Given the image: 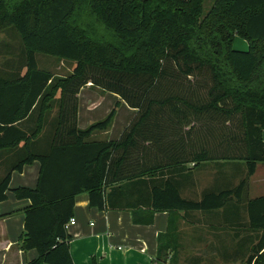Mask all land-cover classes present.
<instances>
[{
	"label": "trees",
	"instance_id": "obj_1",
	"mask_svg": "<svg viewBox=\"0 0 264 264\" xmlns=\"http://www.w3.org/2000/svg\"><path fill=\"white\" fill-rule=\"evenodd\" d=\"M204 1L0 0V32L13 27L23 43L22 64L0 75V156L7 169L0 203L13 171L35 160L41 165L36 187L14 189L31 201L20 241L39 257L28 264H74L66 224L76 195L88 192L90 205L101 210L115 207L125 201L127 181L137 190L134 206L145 207L146 223L155 212L245 205L257 240L244 242L250 244L244 264H264V195L247 199L249 179L264 162V0H215L207 14ZM237 35L248 50L233 47ZM38 53L76 65L70 75L56 76L39 68ZM89 82L138 109L120 139H91L110 128L115 109L78 127L77 95ZM59 91L55 137L48 149L38 148L45 112ZM35 108L38 120L27 132L18 123ZM215 123L228 130L227 142H211ZM221 160L245 161L237 185L200 200L181 195L178 170ZM111 184L119 185L107 192ZM173 229L170 223L167 236ZM159 237L165 258L173 242Z\"/></svg>",
	"mask_w": 264,
	"mask_h": 264
},
{
	"label": "crops",
	"instance_id": "obj_2",
	"mask_svg": "<svg viewBox=\"0 0 264 264\" xmlns=\"http://www.w3.org/2000/svg\"><path fill=\"white\" fill-rule=\"evenodd\" d=\"M63 65H65L64 60H61L54 70L48 71L56 76L65 77L61 72ZM72 65L73 68H67L71 73L75 67L74 63ZM25 72L26 67H22V75ZM60 96L61 91L56 94L54 103L50 104L45 112L44 128L35 143L38 148L48 149L55 137L54 127L59 114L58 99ZM77 97V119L78 127L81 129L104 119L112 111L114 102L122 103L123 113L126 116H123L119 122L120 113L118 112L115 114L110 128L94 132L91 139H120L123 132L138 115V109L130 107L118 94L102 91L93 86L92 82L83 86ZM38 117L39 109L35 108L27 118L18 124L28 132L35 127ZM184 128L185 130L190 129L191 125ZM23 143L21 142L19 146L21 147ZM4 157V154L0 156V178L7 171ZM235 162L232 164L229 161L226 169L230 172L228 175L226 174V177L225 171H222L218 176L217 180L222 183L218 184L217 189H215L214 173L216 162L207 161L197 167H193V162L186 163L184 168L175 173V180L181 195L187 199L200 200L205 192L219 191L237 185L242 179L241 177L246 175V163L240 160L241 168L236 170ZM259 163L253 175L261 167ZM40 167V161L35 160L33 163L25 165L21 172L16 170L12 172L7 198L0 203V211L3 215L0 218V264H28L39 257V252L35 248L22 249L20 237L25 231V212L31 201L26 198H17L14 189L19 186L36 187ZM262 167L264 169V164ZM231 172L233 180L237 181L234 185H231ZM161 177L166 178L167 175ZM224 182L227 186L224 185ZM127 184L128 181L124 188L125 201H115V207L107 205L103 210L90 205L88 192L76 195L72 217L75 223L68 222L67 226L71 236L70 253L74 264H168L172 259L176 264L187 262H189L187 264H194V262L214 264L215 255L223 264H244L250 246L249 241L245 245L246 240H257L256 232H251L248 227L249 218L245 205L229 202L228 205L215 210H182L173 215L168 211L155 212L153 221L146 223L145 219H148V216L141 212L145 207L141 206L139 211L134 206L137 190L133 185L127 186ZM151 184L148 183L150 187ZM117 185L119 184L108 186L107 192ZM10 190L13 192L10 193ZM263 195L251 197L248 194L247 199ZM136 213H138L139 220L137 222L139 223L134 220ZM170 223L174 229L172 234L167 236ZM159 236H161V240L173 242L174 248L165 258H160L158 254ZM215 238L217 240H213ZM215 242L221 246V250L217 252L214 249ZM201 243L203 246H199Z\"/></svg>",
	"mask_w": 264,
	"mask_h": 264
},
{
	"label": "rangeland",
	"instance_id": "obj_3",
	"mask_svg": "<svg viewBox=\"0 0 264 264\" xmlns=\"http://www.w3.org/2000/svg\"><path fill=\"white\" fill-rule=\"evenodd\" d=\"M214 2H215V0H205L204 1V14H207V12L212 8ZM233 47L237 50H248L249 49V42L246 39L237 35L234 38ZM22 59H23V43H22L20 36L17 34L16 30L13 27H10L4 31H1L0 32V75L3 74L4 72H10L11 70H14L15 67L19 68V66L22 64V61H23ZM37 61H38L39 68L51 71V70H54L56 68L58 62L61 61V59L54 57V56H51V55L44 54V53H38L37 54ZM64 63H65V65H63V69L61 70V72H63V74L65 76H68L71 74V72L67 68L68 67L73 68L72 64L74 63L76 65V62L64 60ZM121 105H122V103L117 104V102H114V104L112 105V108H111V110H113V109L116 110L115 114H117L118 112L120 113L119 114L120 119H118L119 122L123 116H126L125 113H123V107ZM127 119H129V118H127ZM236 127H238V124L236 125ZM232 128L234 129V126ZM213 129L214 130L210 131L213 134L212 141H211L212 143L217 145V144H219V142H221V140H225V142L228 141V139H229L228 138V130L225 129V126L223 125V123H215V127ZM238 131L239 130L237 129L235 132H238ZM233 162L234 161H231L232 164H233ZM228 163H229V161H224V162L216 161V166L214 168L215 169V172H214L215 173V179H216L215 180V189L218 188V186H219L218 184L222 183V181L220 182V180H217L219 178L218 176L221 174V172L225 171L224 172L225 177L230 172L228 169H226ZM241 164L242 163L240 161H236L235 162V169L236 170L240 169ZM259 164L261 167H259L257 173L250 178L248 194L251 197H255V196H259V195L264 194V181H263L264 169L262 167L264 162H260ZM206 172L207 171L205 170L204 173L206 174ZM208 172L210 173V171H208ZM200 174H202V173H200ZM233 178L234 177L232 176V172H231V185H234L237 182L236 180L234 181ZM241 178H243V177H241ZM224 181H225V179H224ZM203 183H204V181H203ZM224 185H226L225 182H224ZM12 192H13V190H10V193H12ZM213 240H217V239L215 238ZM199 246H203V244L201 243ZM232 247H231V250H232ZM214 249L217 252L218 250H221V246L217 245V243H216ZM214 257H216L214 264H223L221 262V260L219 258H217L216 255ZM187 263H189V262H187ZM187 263H183V264H187ZM168 264H176V262L172 259ZM178 264H182V263H178ZM194 264H200V263L194 262Z\"/></svg>",
	"mask_w": 264,
	"mask_h": 264
},
{
	"label": "built area",
	"instance_id": "obj_4",
	"mask_svg": "<svg viewBox=\"0 0 264 264\" xmlns=\"http://www.w3.org/2000/svg\"><path fill=\"white\" fill-rule=\"evenodd\" d=\"M69 223H70V224H74V223H75L74 218H71L70 221H69ZM67 226H68V223L66 224V228H67Z\"/></svg>",
	"mask_w": 264,
	"mask_h": 264
}]
</instances>
